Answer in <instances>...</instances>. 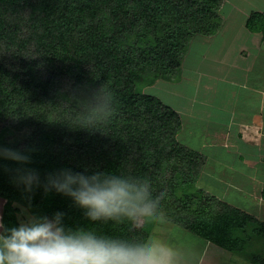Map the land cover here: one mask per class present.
<instances>
[{
    "label": "trees",
    "instance_id": "1",
    "mask_svg": "<svg viewBox=\"0 0 264 264\" xmlns=\"http://www.w3.org/2000/svg\"><path fill=\"white\" fill-rule=\"evenodd\" d=\"M220 4L221 0H0V124L15 116L14 130L30 132L21 142L0 136V143L33 147L30 166L42 175L85 166L149 175L157 188L167 190L165 208L185 228L205 243L245 257V262L264 264V222L197 188L206 157L199 148L177 140L179 114L157 98L135 93L139 79L140 86H147L159 76L182 71V54L191 38L217 34L221 20L215 10ZM212 17L215 23L203 22ZM245 25L250 33L264 36V13L253 11ZM143 30L150 32L142 34ZM109 73L112 83L107 81ZM87 102L113 108L112 116L96 129L72 127L90 115ZM170 155L176 160L164 179L160 171L166 172L162 167ZM20 199L8 174L0 170L6 223L16 222L13 202ZM32 203L40 214L65 211L69 225L113 236L150 234L152 227L151 221L141 226L133 221H85L69 199L56 194L37 192Z\"/></svg>",
    "mask_w": 264,
    "mask_h": 264
},
{
    "label": "clouds",
    "instance_id": "2",
    "mask_svg": "<svg viewBox=\"0 0 264 264\" xmlns=\"http://www.w3.org/2000/svg\"><path fill=\"white\" fill-rule=\"evenodd\" d=\"M86 110L90 115L72 127L96 129L114 111L88 102ZM34 151L30 146L0 143V170L21 194L13 202L14 224L6 223L0 214V264H199L201 237L165 208L168 192L157 188L151 176L87 166L42 175L30 166ZM37 192L69 199L82 212V219L91 223L151 221L155 226L151 234L120 236L71 226L65 211L50 215L34 211Z\"/></svg>",
    "mask_w": 264,
    "mask_h": 264
},
{
    "label": "rangeland",
    "instance_id": "3",
    "mask_svg": "<svg viewBox=\"0 0 264 264\" xmlns=\"http://www.w3.org/2000/svg\"><path fill=\"white\" fill-rule=\"evenodd\" d=\"M262 4H264V0H221L220 8L215 10V17H219L221 20L220 23H218L217 34L206 37L194 35L187 44V49L182 54L183 63L181 70H183L180 73L174 72L172 75L166 74L164 76H159L157 79L151 81L147 86H140L142 81L139 79L140 84L138 88H136L135 93L157 98L164 105L174 109L177 114H179L182 124L181 130L177 133L176 137L178 141L184 142L185 146L190 143L191 146H195L199 149L203 147L205 150H208L212 154L216 155L215 166L214 159L201 152L206 157V164L200 168L195 186L197 188L204 189L205 193L210 194V196H214L216 198V202L218 200L225 201L234 207L259 217L258 219L261 222H264V207L262 208V202L253 198V196L257 195L255 193L251 192L253 196L250 195V193L242 194L244 193L243 190H245L243 188L245 187V185H243V181L232 182L234 184H230V186L232 187V185H237V188L231 189L228 187V182L214 178L215 175L213 174L215 173L216 168H218L222 174L226 173L227 175H232V177H238L235 171L239 168V161L232 155H229L226 150L221 148L212 149V146L210 145L212 143V139L215 137V134H213L212 130H208L209 124L214 126L215 130L217 129L216 132H218L219 129V131H221V127L224 126V124L218 123L225 120V116H221L218 111H214L215 115L213 116V124L211 121H204L201 119V116L202 118L207 116L205 112L206 107L201 104L204 99L214 102L215 98H218L220 94H223V92L232 96V93L237 90L230 85L232 79L239 75V66H232L233 62L234 64L237 62V64L244 65L245 67L248 63H251V60L257 58L255 57L256 55H261V57L264 58V44L260 50L261 52H258L259 50L252 47L251 45L253 44L254 37L247 34L245 30L246 25L245 28L242 25L244 14L249 16L255 10L261 12L264 11V5ZM104 17L106 20L107 15ZM214 18L212 17L203 22H207V24L215 23L216 20ZM245 19L247 18L245 17ZM108 22L109 21L107 20L106 23L109 26ZM138 24L141 27L144 23L142 21V23ZM108 26H106V29H108ZM137 28L139 30L141 29L139 27ZM138 29H136V33H138ZM232 30H235L236 32L243 30V33L240 32L236 33L237 35L234 34L231 36ZM146 32L149 33L150 30H143L142 34ZM110 34L111 31H109L108 35ZM259 37L257 39L258 42L260 41ZM237 38H239V40ZM233 39L238 41V43L235 44ZM245 39H250V41L244 43ZM243 43L247 45V48H249V54L245 60L246 64L245 62L243 63L238 59H235V54L239 51V48L242 47ZM38 59L40 60V58ZM38 59L37 57L35 58L36 64L39 63ZM198 71H202L199 75L204 76L199 78L198 75L193 74ZM149 74L150 69L147 71L145 70V77H148ZM150 79L151 78H149V80ZM235 79L237 80V78ZM111 80L112 76L109 73L107 75V81L112 83ZM180 81L181 83H179ZM193 112L196 114L195 117L193 116ZM16 124L17 118L15 116H11L9 120L1 123L0 136L21 142V140L24 137L26 138L30 132L25 130L19 134L14 130V126H16ZM187 127L192 130L191 132L194 133L193 135L188 133L189 129H187ZM189 134L190 140L188 141L187 138H189ZM221 134H223L222 131ZM175 160L176 158L171 157L170 155L168 156V160L164 162L162 169H166V172L160 171V174L162 173V177H164V179L170 176V167L175 164ZM225 161L228 164L227 167L224 166ZM249 165L252 166L253 164L248 162L247 166ZM232 167L235 169L234 172ZM240 177L245 176L240 175ZM261 187L262 183H259L258 188ZM0 204V214H2L5 201L0 200ZM144 223L145 222L136 224L141 226ZM154 226V222H152L150 234L152 233ZM207 246L208 244L202 240L198 259H201L202 253ZM263 246L264 244L262 245V248ZM205 255L209 261L207 263H205L204 260L201 263L199 261V264H230V260H232L231 264H251L249 261H247V263L244 261L245 257L240 258L219 247H212L210 245Z\"/></svg>",
    "mask_w": 264,
    "mask_h": 264
},
{
    "label": "crops",
    "instance_id": "4",
    "mask_svg": "<svg viewBox=\"0 0 264 264\" xmlns=\"http://www.w3.org/2000/svg\"><path fill=\"white\" fill-rule=\"evenodd\" d=\"M261 13H264V11H262ZM243 16L244 20H242V25L245 28V17L247 18L248 15L244 14ZM245 30L247 34L254 37V41L251 46L256 48V50H259L258 52H261L260 50L262 49V45L264 44V36L260 33H250L247 29ZM240 32L243 33V30L239 32L232 30L231 36L234 34L237 35L236 33ZM258 37L260 39L259 42L257 40ZM237 39L239 40V38ZM248 41H250V39H245L244 43ZM233 42L235 44L238 43V41L234 39ZM244 43L242 47L239 48V51H237L235 54V59H238L243 63L245 62L249 54V48H247V45H245ZM255 57L257 58L251 60V63H248L245 67L244 65L237 64V62H235V64L233 62L232 66H239V75L237 74L238 76L235 77L237 78V80L235 78L232 79L230 85L237 90L232 93V96L225 92L220 95L218 94L219 97L215 98L214 102L209 101L208 99H204L201 104L205 105V112L207 116L205 118H202L201 116V119L204 121H211V123L213 124V116L215 115L214 111H218L221 116H225V120L218 123L224 124V126L221 127V131L223 132V134H221V131H219L220 129L218 130V132H216L217 129L215 130L214 126L209 124L208 130H212L213 134H215V137L212 139V143L210 145L212 146V149L221 148L226 150L229 155H232L239 161V168L236 169V171L234 167H232L233 172L235 171L238 176L237 178L236 176L232 177V175H227L226 173H220L221 171L218 170V168H216V171L213 174L215 175L214 178L228 182V187H230L231 189L237 188V185H232V187L230 186V184H234L232 182L243 181V185H245V187L243 188L245 190H243L244 193L242 194H257L256 196H252L257 201L262 202L263 208L264 197L262 193L264 191V64L262 63H264V58H262L261 55H256ZM200 73H202V71H198L197 73L193 74L198 75L199 78L203 77L204 75H199ZM179 83H181V81ZM193 116H196L195 112H193ZM187 129H189L188 133H191L192 135L194 134L193 132H191L192 130L189 127H187ZM187 139L188 141L190 140V134L189 138ZM200 151L203 154L208 155L210 158L212 157V159H214V165L216 166V155L212 154L208 150H205V148L203 147L200 148ZM248 162H251L253 165L247 166ZM224 163V166L227 167L228 164L226 163V161ZM240 175L245 177H240ZM259 183H262L261 188H258ZM207 244L208 246L203 251L201 259H198V262L200 261V263L203 262V260L205 261V263L209 261V259H207L205 255L208 251L209 245L212 247H217L210 243ZM231 262L232 260H230V264Z\"/></svg>",
    "mask_w": 264,
    "mask_h": 264
}]
</instances>
